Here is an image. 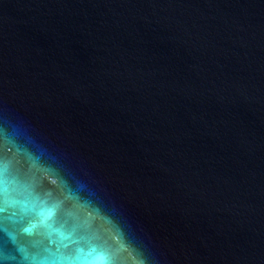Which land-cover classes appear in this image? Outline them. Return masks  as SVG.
<instances>
[{"label":"water","instance_id":"obj_1","mask_svg":"<svg viewBox=\"0 0 264 264\" xmlns=\"http://www.w3.org/2000/svg\"><path fill=\"white\" fill-rule=\"evenodd\" d=\"M0 264H264V0H0Z\"/></svg>","mask_w":264,"mask_h":264},{"label":"snow or ice","instance_id":"obj_2","mask_svg":"<svg viewBox=\"0 0 264 264\" xmlns=\"http://www.w3.org/2000/svg\"><path fill=\"white\" fill-rule=\"evenodd\" d=\"M25 231H27V229H25Z\"/></svg>","mask_w":264,"mask_h":264}]
</instances>
